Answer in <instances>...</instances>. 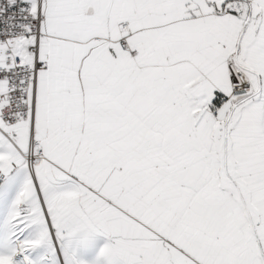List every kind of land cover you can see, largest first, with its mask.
Here are the masks:
<instances>
[{
    "label": "snow or ice",
    "instance_id": "obj_1",
    "mask_svg": "<svg viewBox=\"0 0 264 264\" xmlns=\"http://www.w3.org/2000/svg\"><path fill=\"white\" fill-rule=\"evenodd\" d=\"M0 264H264V0H0Z\"/></svg>",
    "mask_w": 264,
    "mask_h": 264
}]
</instances>
